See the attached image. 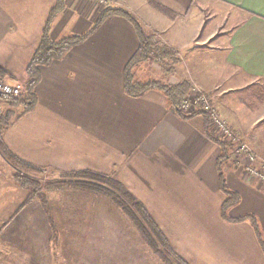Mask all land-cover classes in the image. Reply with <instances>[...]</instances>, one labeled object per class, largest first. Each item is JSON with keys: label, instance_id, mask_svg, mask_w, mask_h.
<instances>
[{"label": "crops", "instance_id": "crops-1", "mask_svg": "<svg viewBox=\"0 0 264 264\" xmlns=\"http://www.w3.org/2000/svg\"><path fill=\"white\" fill-rule=\"evenodd\" d=\"M115 1L104 6L64 0L51 39L86 33L109 7L130 11L166 51L138 65L137 80L200 86L255 149L258 163L264 161V0ZM55 4L0 0V67L6 81L28 82L27 68ZM139 45L133 24L113 16L65 57L41 67L31 110L6 108L14 115L1 136L4 145L41 173L50 172L58 186L42 201L38 195L25 201L26 195L17 210L4 194L11 181L0 188L5 262L12 250L26 259L25 251L32 257L41 252L52 261L105 250L109 227L121 234V246L147 243L121 206L85 186L94 180L82 174L90 172L127 189L186 264H264L262 187L246 182L229 155L222 188V147L204 115H181L159 89L141 96L126 92L125 70ZM227 190L239 201L225 215ZM18 214L24 217L16 229ZM34 219L43 220L49 232L34 227L30 233L28 222ZM17 235H32V243L21 244Z\"/></svg>", "mask_w": 264, "mask_h": 264}, {"label": "trees", "instance_id": "trees-1", "mask_svg": "<svg viewBox=\"0 0 264 264\" xmlns=\"http://www.w3.org/2000/svg\"><path fill=\"white\" fill-rule=\"evenodd\" d=\"M64 0H56V4L51 10L49 18L46 22L43 37L35 55L27 68L28 82L26 83L27 98L24 100L9 101L11 104L21 105L24 108V112L31 110L35 104V87L41 80V67L49 65L57 59H62L65 55L77 44L85 41L91 34H93L107 19L113 16H123L129 20L138 34L140 45L137 52L130 59L125 70V89L126 92L132 96H141L150 89H159L163 91L171 103L172 107L181 115H185L181 109V102L186 95L190 93V86L186 82H182L178 85L164 84L159 80H148L142 82L137 80L134 69L143 62L149 61L154 53L155 57L162 58L165 54V49L158 45L153 36H151L143 27L138 18L130 11L119 8L109 7L101 16L98 18L94 26L82 35H75L63 38L58 41H54L50 37V30L57 16L64 10ZM165 12H169L164 8H160ZM4 70L0 67V77L3 76ZM2 102V100H0ZM198 114V113H196ZM195 115V114H193ZM13 113L0 112V154L15 170L14 178L18 184L32 188H39L41 182L31 178L32 174H40L41 171L31 167L29 164L24 162L15 156L8 148L4 145L1 136L10 125V119ZM192 116V115H191ZM207 119L208 118L205 116ZM213 135V134H212ZM222 147V154L220 159V170L222 188L226 189L223 177V163L228 159L230 154V146L226 141L218 139ZM82 176L92 179L94 181L85 183V186L92 191L105 194L113 199L115 203L123 208L125 213L131 218L135 225L140 230L142 237L149 244V246L162 258L167 264H172L170 257H175L180 264H186L181 258H179L172 248L170 247L166 237L163 235L161 230L155 224L153 219L147 213L143 205L135 199V197L125 189L121 184L113 179L92 174L90 172L83 173ZM58 186L53 183L51 187ZM36 194V190L32 189L30 195L26 201H29ZM239 201L237 194L227 190V199L225 201L223 212L226 215V211L235 205ZM251 217V216H249ZM244 218H238L237 221H241ZM253 224L259 234V229L256 221L253 220Z\"/></svg>", "mask_w": 264, "mask_h": 264}, {"label": "rangeland", "instance_id": "rangeland-1", "mask_svg": "<svg viewBox=\"0 0 264 264\" xmlns=\"http://www.w3.org/2000/svg\"><path fill=\"white\" fill-rule=\"evenodd\" d=\"M115 3H116L115 0H111L110 3L106 6H112ZM152 58L157 59V57H152ZM158 62H160V60ZM10 106H14V104H11L9 102H4V101L1 102L0 107L2 109L3 114H5V112L7 111L6 108ZM14 172L15 170L1 155L0 157V188H2L3 185H5L6 182H8V179L11 181L12 186L11 187L8 186V188H6V191H5L6 193L4 194L6 197L11 198L13 210L19 209V207L24 203L25 196L27 195V198H28L32 189L36 190V194L41 200L46 194H48V189L51 188L53 184L51 173L50 172L44 173L43 171L42 173L38 175L37 174L30 175L32 179L41 182L39 188L37 187V188L31 189L30 187L18 184V182L14 178ZM37 195H34L33 198ZM109 203L111 204V201H109ZM23 217L24 216L21 217L20 214L17 215L15 219L17 221L15 222V226L17 225V223L22 222ZM37 222L39 224L41 223V225H39ZM28 223L30 224L29 225L30 233L31 231H34V227H36V231H43L47 233L49 232L48 229L45 228V226L43 225V220L34 219V220H30ZM109 223H110V220H109ZM17 228L18 227L16 226V229ZM45 229H47V231ZM107 232H108L106 235L107 249L105 250L98 249L96 251H91L90 253L85 252V254L80 253V255H78L79 258L70 257V258H60L57 260L55 258L53 261H52V258H50V259L44 260L41 257V255H43V253L41 252L36 251L34 253V256L36 258H33L34 256L33 257L29 256V252L25 251L23 252V254L25 256L26 255L28 256L26 259L25 257L21 258L20 257L21 254L18 253L16 250L14 251L12 250L10 251L11 252L10 255L7 256L6 258V262L0 258V264H38V263L39 264L40 263H43V264H50V263L52 264H167L162 260L161 257H159V255L147 243H145V245L140 244V245H134L132 247H130L131 245L121 246L119 243H117L121 238L120 236L121 234L115 233V231L110 227L108 228ZM43 235L44 234H41V236L38 238L40 239ZM17 236H18L17 238L20 239L21 244H24L26 242L28 244L32 243L31 241L32 238H30L32 235H30V237H27L26 235H24L23 237H21L20 235H17ZM58 239H59V236H58ZM58 239H57V242H58ZM2 240H4V237L0 236V242H2ZM59 244L63 248L64 247L63 245L65 243L60 242ZM0 246H1V243H0ZM7 254H9V252ZM170 261L172 264H180L176 260L175 257H170Z\"/></svg>", "mask_w": 264, "mask_h": 264}, {"label": "built area", "instance_id": "built-area-1", "mask_svg": "<svg viewBox=\"0 0 264 264\" xmlns=\"http://www.w3.org/2000/svg\"><path fill=\"white\" fill-rule=\"evenodd\" d=\"M91 1L106 6L111 0ZM155 42L159 45L157 41ZM152 57H155L154 53ZM26 98L27 90L25 84L21 82L11 83L0 77V100L9 102ZM181 109L188 116L196 113L207 116L211 133L229 144L230 158L241 166L243 179L250 184H259L264 191V161L258 163L255 149L232 129L200 86L194 85L191 88L190 93L181 102ZM46 172L48 171H44V173Z\"/></svg>", "mask_w": 264, "mask_h": 264}]
</instances>
